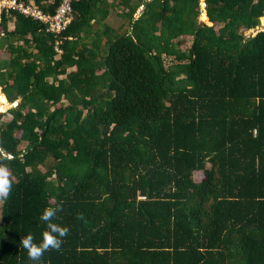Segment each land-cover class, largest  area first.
Returning <instances> with one entry per match:
<instances>
[{"label": "trees", "instance_id": "trees-1", "mask_svg": "<svg viewBox=\"0 0 264 264\" xmlns=\"http://www.w3.org/2000/svg\"><path fill=\"white\" fill-rule=\"evenodd\" d=\"M201 1L75 0L58 35L2 14L22 100L0 112V264H37L19 243L57 205L38 264H264V0H205L212 24Z\"/></svg>", "mask_w": 264, "mask_h": 264}, {"label": "clouds", "instance_id": "clouds-1", "mask_svg": "<svg viewBox=\"0 0 264 264\" xmlns=\"http://www.w3.org/2000/svg\"><path fill=\"white\" fill-rule=\"evenodd\" d=\"M11 188L10 171L7 166H0V199H6L10 194ZM59 210L60 206L57 205L56 207H47L41 213L39 219L46 223L47 228L42 232L41 239L38 243L34 242V237L31 233L22 236L19 243L27 250L29 259L37 262V264L43 254L48 250H59L63 243L62 238L68 233L66 227H62L53 222V218Z\"/></svg>", "mask_w": 264, "mask_h": 264}, {"label": "built area", "instance_id": "built-area-1", "mask_svg": "<svg viewBox=\"0 0 264 264\" xmlns=\"http://www.w3.org/2000/svg\"><path fill=\"white\" fill-rule=\"evenodd\" d=\"M75 0H63L54 14L45 12L34 0L26 2L24 0H0V17L3 13H10L11 10L19 11L35 20H40L47 24V29L56 35L67 29L73 20V2ZM57 41V51L62 52Z\"/></svg>", "mask_w": 264, "mask_h": 264}, {"label": "rangeland", "instance_id": "rangeland-1", "mask_svg": "<svg viewBox=\"0 0 264 264\" xmlns=\"http://www.w3.org/2000/svg\"><path fill=\"white\" fill-rule=\"evenodd\" d=\"M201 3H202V10H203L202 15H201V21H202V22H206V23H208V24H212V23L210 22V20H209V17H208V15H207V13H206V9H204V7L206 8V6H205V3L203 2V0L201 1ZM204 11H205V13H206V16L203 15ZM203 20H204V21H203ZM262 24L264 25V17H262ZM9 26H10L11 29H14V28H15V27H14L15 25H14L13 21H11V22L9 23ZM263 27H264V26H263ZM257 31H258V30H256V29H250V30L247 31V34H248V35H250V34L255 35V34L257 33ZM188 40H189V41L187 42L188 44H185V45H184L185 48L191 43V42H190V40H191L190 37H189ZM4 56H5V53H3L2 51H0V57H4ZM73 69H75V68H71V70H73ZM2 101H3V100H2V98H1V94H0V104L2 103ZM3 102H5V101H3ZM2 104H4L5 107H4L3 110H0V112L7 111L6 109H7L8 105H6L5 103H2ZM9 117H10V115L8 114L5 118L7 119V118H9ZM203 176H204L203 172H197V173H196V178H197V179H201ZM1 203H2V201H1V199H0V205H1ZM0 207H1V206H0Z\"/></svg>", "mask_w": 264, "mask_h": 264}, {"label": "water", "instance_id": "water-1", "mask_svg": "<svg viewBox=\"0 0 264 264\" xmlns=\"http://www.w3.org/2000/svg\"><path fill=\"white\" fill-rule=\"evenodd\" d=\"M203 2L206 3L205 0H203ZM204 9H205V7H204ZM142 10H143V9H141V12H142ZM206 13H207V12H206ZM203 21H204V20H203ZM0 90H1L2 93H3V90H2V86H1V85H0ZM5 96H6V94H5ZM6 98H7V96H6ZM21 100H22V98H19L18 101L12 103V102H10V101L8 100V98H7V104H8V107H7L6 110H8V109H10V108H13V107L17 106Z\"/></svg>", "mask_w": 264, "mask_h": 264}, {"label": "bare ground", "instance_id": "bare-ground-1", "mask_svg": "<svg viewBox=\"0 0 264 264\" xmlns=\"http://www.w3.org/2000/svg\"><path fill=\"white\" fill-rule=\"evenodd\" d=\"M0 94H1V98H2V100L3 101H5V102H3L2 101V103H5L6 105H8L7 104V98H6V96H5V94L4 93H2V91L0 90ZM0 104V110H3L4 109V107H5V105L4 104Z\"/></svg>", "mask_w": 264, "mask_h": 264}, {"label": "crops", "instance_id": "crops-1", "mask_svg": "<svg viewBox=\"0 0 264 264\" xmlns=\"http://www.w3.org/2000/svg\"><path fill=\"white\" fill-rule=\"evenodd\" d=\"M205 16V15H204ZM14 23V25H15V22H13ZM15 27V26H14Z\"/></svg>", "mask_w": 264, "mask_h": 264}]
</instances>
